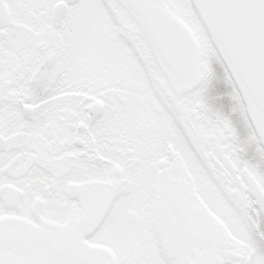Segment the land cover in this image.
I'll use <instances>...</instances> for the list:
<instances>
[{
  "label": "snow or ice",
  "instance_id": "6c2138e0",
  "mask_svg": "<svg viewBox=\"0 0 264 264\" xmlns=\"http://www.w3.org/2000/svg\"><path fill=\"white\" fill-rule=\"evenodd\" d=\"M0 264H264V0H0Z\"/></svg>",
  "mask_w": 264,
  "mask_h": 264
}]
</instances>
